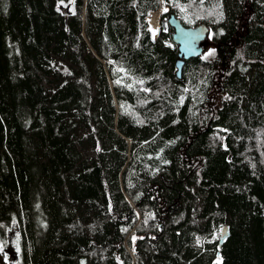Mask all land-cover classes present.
<instances>
[{"label": "trees", "instance_id": "1", "mask_svg": "<svg viewBox=\"0 0 264 264\" xmlns=\"http://www.w3.org/2000/svg\"><path fill=\"white\" fill-rule=\"evenodd\" d=\"M171 13L210 27L182 77ZM13 228L20 264H264V0H0Z\"/></svg>", "mask_w": 264, "mask_h": 264}, {"label": "water", "instance_id": "2", "mask_svg": "<svg viewBox=\"0 0 264 264\" xmlns=\"http://www.w3.org/2000/svg\"><path fill=\"white\" fill-rule=\"evenodd\" d=\"M168 22L173 28V40L178 45L176 75L182 77V70L185 61L191 57L199 56L203 52V43L208 37L209 26L206 23H199L194 26L184 25L175 13L169 15ZM227 230L228 227L226 225L223 226L221 238L226 235Z\"/></svg>", "mask_w": 264, "mask_h": 264}, {"label": "rangeland", "instance_id": "3", "mask_svg": "<svg viewBox=\"0 0 264 264\" xmlns=\"http://www.w3.org/2000/svg\"><path fill=\"white\" fill-rule=\"evenodd\" d=\"M59 8L62 10H72L73 1L61 2ZM168 8L162 7V10ZM166 11V10H165ZM164 13V12H163ZM204 51L212 46V42L207 38L204 43ZM19 239L20 232L17 228L7 231L6 238L0 234V264H20L19 259Z\"/></svg>", "mask_w": 264, "mask_h": 264}, {"label": "bare ground", "instance_id": "4", "mask_svg": "<svg viewBox=\"0 0 264 264\" xmlns=\"http://www.w3.org/2000/svg\"><path fill=\"white\" fill-rule=\"evenodd\" d=\"M168 10V8H165V9H160V10H156V11H153L151 12V14L148 16V23H149V28L152 32V35L153 37L156 36L158 30H159V21H160V15L162 12H166ZM169 18V17H168ZM209 26V25H208ZM209 30H210V27H209ZM208 35H209V32H208ZM208 38V37H207ZM204 51V50H203ZM203 53V52H202ZM201 53V54H202ZM200 54V55H201ZM185 64V63H184ZM184 67V65H183ZM183 71V70H182Z\"/></svg>", "mask_w": 264, "mask_h": 264}]
</instances>
